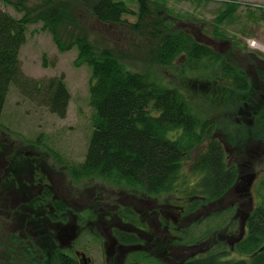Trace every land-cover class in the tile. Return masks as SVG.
Returning <instances> with one entry per match:
<instances>
[{
  "label": "rangeland",
  "instance_id": "obj_1",
  "mask_svg": "<svg viewBox=\"0 0 264 264\" xmlns=\"http://www.w3.org/2000/svg\"><path fill=\"white\" fill-rule=\"evenodd\" d=\"M126 1L135 15L124 17L131 24L136 23L139 3L137 0ZM228 2L239 5L231 16L221 20ZM160 3L166 5L162 11L165 19H172L175 27L189 31L200 42L212 46L220 60L205 58L189 65L183 56L163 65L155 61L149 51L150 37L143 36L128 24L103 23L94 16L89 20L93 27L91 36L110 45L116 52L124 53L125 63L130 68L150 72L159 82L180 88L197 115L215 122L213 135L225 141L229 160L237 163L239 178L242 177L229 194L185 217L171 205L183 207L185 200L188 202L191 198H186L184 190L198 178L192 172V165L205 145L198 147L184 161L177 191L145 198L147 201L138 200L145 196L138 195L124 183L99 176L74 177L71 166L84 161L94 130L95 109L90 94L92 68L88 64H76L77 47L60 51L42 22L29 26L27 41L21 49L23 71L27 77L36 80L63 76L71 93L67 113L60 116L51 111L41 101L25 94L17 83L12 84L2 113V155L8 154L12 160L0 168V179L13 168L19 180L16 191L22 200L21 195L28 191L26 182L32 181L34 171L46 174L53 190L71 208L68 222L60 225L67 227L64 231L72 235L70 242L65 239V248L72 253L85 251L93 258L92 264H129L134 256H138L139 264H182L189 254L210 245H221L232 251L230 257H241L232 250L229 236L234 230H243L246 216L264 202V140L256 132L254 122L257 111L264 107V83L257 79L259 75L264 78V48L253 44L264 46V0H161ZM0 6L21 16L3 0H0ZM222 61L246 69V76L253 82L251 87L246 91L236 90L231 81L222 78ZM41 179L35 178L36 187L41 185L37 181ZM11 191H14L11 183L0 186V193ZM20 206L25 207L23 202ZM125 206L138 207L142 212L149 211L150 206L163 210L162 225L155 222L161 235L158 244L153 245L154 253L159 257L157 261L148 255L133 253L131 249L122 248L123 252H119L110 248L115 229L123 226L118 213ZM36 214L35 239L53 253L55 242L61 244L57 233L60 226L52 224L47 229L44 212L38 208ZM21 215L25 216L23 212ZM176 223L181 226L178 231L174 230ZM184 228H189L186 239L177 243L171 233L181 237ZM11 230L0 221V264L10 261L36 264L38 258L30 260L21 245L10 241ZM26 232L21 228L20 235ZM201 239L205 242H198ZM109 250L111 254H108ZM50 258L47 264H57L54 256Z\"/></svg>",
  "mask_w": 264,
  "mask_h": 264
},
{
  "label": "trees",
  "instance_id": "obj_2",
  "mask_svg": "<svg viewBox=\"0 0 264 264\" xmlns=\"http://www.w3.org/2000/svg\"><path fill=\"white\" fill-rule=\"evenodd\" d=\"M3 1L21 16L0 6V122L8 93L15 83L51 111L60 116L67 113L71 93L63 76L36 80L23 71L21 49L27 41L29 26L42 22L60 51L77 47L76 64H88L92 68L90 94L95 109L94 130L84 161L71 166L74 177H104L148 196L172 193L177 191L184 161L205 145L193 162L192 172L198 178L184 190L186 198L191 197L188 202L185 200L184 206L196 211L231 192L238 182L239 168L229 160L225 141L213 135L215 122L197 115L180 88L159 82L150 72L130 68L124 53L91 36L93 27L89 20L94 16L103 23L128 24L150 37L149 51L163 65L183 56L189 65L205 58L219 61L220 56L212 46L200 42L189 31L175 27L172 19L164 18L165 3L137 0L139 19L131 24L124 16L135 15V11L126 0ZM238 5V2H228L221 20L231 16ZM221 64L222 78L231 81L236 90L250 87L244 72L223 61ZM254 122L256 132L264 140V107L257 111ZM46 192L52 193V190L47 188ZM53 204L56 210L50 217L57 215L59 219L65 210L64 204L55 200ZM66 207L68 216L71 208ZM124 210L127 215L133 214L129 208ZM245 227L229 236L232 250L241 257H230V249L210 245L189 254L182 264H264V202L249 212ZM184 229L179 240L186 239L189 228ZM116 235L122 242L137 241V236L128 235L122 229H117ZM204 239L198 242L204 243ZM21 249L30 260L38 258L36 264H47L50 256H54L57 264H87L82 252L72 253L57 242L53 253L37 241L34 246L26 243Z\"/></svg>",
  "mask_w": 264,
  "mask_h": 264
},
{
  "label": "flooded vegetation",
  "instance_id": "obj_3",
  "mask_svg": "<svg viewBox=\"0 0 264 264\" xmlns=\"http://www.w3.org/2000/svg\"><path fill=\"white\" fill-rule=\"evenodd\" d=\"M233 67L235 68V70H239L244 73L246 71V69L241 68L239 66H233ZM257 79L259 80L260 83L262 84L264 83V78L262 76L259 75ZM248 81H249V86L251 87L253 82L249 79ZM243 91H246V90H243ZM1 131L4 134H7L5 129L4 130L1 129ZM2 142L0 138V168L4 167L6 163H10V160H12V158H9L8 154L2 155V151H3ZM12 166L13 165H11V167ZM35 178H38V179L43 178L41 180H37L38 182L41 183L39 187H36L35 185ZM241 180H242V177L241 179L240 178L238 179L239 182H241ZM9 183L12 184L14 191L0 193V221H1V224L7 225V227H10L12 229L11 230L12 234L10 237L11 242H15L16 244H19V246L25 245L26 243L29 246H34L36 239H35L33 230L35 229V226L37 223L35 216L37 215L36 211L38 208L39 210H42L44 212V216L46 217L47 229H49L52 224L60 226L64 222H68L67 221V207H66L68 204L64 201V199H62L58 195V193H56L53 190L50 183H48V177L46 174L42 172H38L37 170L34 171L32 181L29 180L28 182H26L28 186V191L21 195L24 197L22 200H20V195L16 191L17 188H19V180H18V176L16 178V174L14 175L13 168L7 172L5 178L2 177L0 179V186L1 185L5 186ZM47 188L50 189V191L52 190V193L46 192ZM144 196L145 197L138 198V200H144L145 198H148V197L150 198L159 197L155 195L153 196L144 195ZM53 200H55L56 202L62 201V204H64L65 210L61 212L60 214L61 217L59 219H57V215L54 218L50 217L51 213L55 212L56 210L55 205L53 204ZM20 202H23L25 207H21ZM171 205L179 209L178 213L180 214V216L185 217L195 212V211H190L188 206L180 207V206H176L174 203H171ZM126 208H129L133 212V214L132 215L125 214L124 209ZM21 212H23L25 216L21 215ZM162 214H163V210L161 208H153V206H150V210L147 212H142L141 209L138 207H135L134 209L131 207H127V206L121 208V211L118 213V217L121 220L123 226L116 228L114 231V234L112 235V238H111L112 243L110 245V248H112V251L123 252L122 248L131 249L133 253H142L144 255H148L156 259L157 261L159 257L158 255L154 253V250H156V248L153 247V245L155 243L158 244L159 240L161 239V235L159 234V231L157 229V226L155 225V222L158 223V226L162 225V222H161ZM21 216H22V222H23L21 223L22 225H20ZM83 218L84 217L81 216L82 223L84 222ZM244 225H245V222H244ZM175 227L176 228L175 229L173 228V229L178 231L181 226L176 223ZM21 228L23 232L24 231H27V232L20 235ZM66 228L67 227L62 228L60 226L59 230H57V233L59 232L58 239L61 243V246H64V247L65 245H67V242L65 243V239L70 242L71 237H72V235L64 231ZM117 229H122V231L127 233L128 235L137 236V241L122 242L116 235ZM166 230L170 232L169 229H166ZM171 237L174 238L175 241H177L178 243V240H179L178 234L171 233ZM76 252H82L80 253L81 256H83L82 255L83 253H86L85 251H79V250ZM107 252L108 254H111L109 253L110 250ZM86 256L89 257L88 263L92 264L93 258L91 256H88L87 253H86ZM8 264H13V262L10 261ZM129 264H139L138 257L134 256V259L132 258Z\"/></svg>",
  "mask_w": 264,
  "mask_h": 264
},
{
  "label": "water",
  "instance_id": "obj_4",
  "mask_svg": "<svg viewBox=\"0 0 264 264\" xmlns=\"http://www.w3.org/2000/svg\"><path fill=\"white\" fill-rule=\"evenodd\" d=\"M82 255H83V257L86 259V261H85V262H86V263H88V262H89V260H88V258L86 257V254H85V253H83Z\"/></svg>",
  "mask_w": 264,
  "mask_h": 264
},
{
  "label": "bare ground",
  "instance_id": "obj_5",
  "mask_svg": "<svg viewBox=\"0 0 264 264\" xmlns=\"http://www.w3.org/2000/svg\"><path fill=\"white\" fill-rule=\"evenodd\" d=\"M254 45H256V46H261V47H263L264 48V46H262V45H260V44H257V43H253Z\"/></svg>",
  "mask_w": 264,
  "mask_h": 264
}]
</instances>
